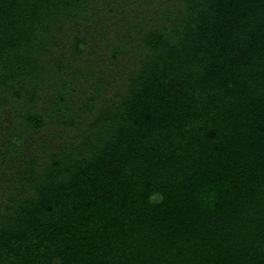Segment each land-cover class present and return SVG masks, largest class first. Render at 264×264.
<instances>
[{
	"label": "trees",
	"instance_id": "16d2710c",
	"mask_svg": "<svg viewBox=\"0 0 264 264\" xmlns=\"http://www.w3.org/2000/svg\"><path fill=\"white\" fill-rule=\"evenodd\" d=\"M0 264H264V0H0Z\"/></svg>",
	"mask_w": 264,
	"mask_h": 264
},
{
	"label": "clouds",
	"instance_id": "9594fccd",
	"mask_svg": "<svg viewBox=\"0 0 264 264\" xmlns=\"http://www.w3.org/2000/svg\"><path fill=\"white\" fill-rule=\"evenodd\" d=\"M125 171L127 172L128 169L126 168ZM195 196L201 202L202 210L211 211L217 199V192L212 186L202 185Z\"/></svg>",
	"mask_w": 264,
	"mask_h": 264
}]
</instances>
